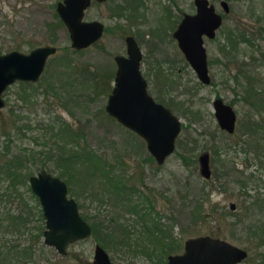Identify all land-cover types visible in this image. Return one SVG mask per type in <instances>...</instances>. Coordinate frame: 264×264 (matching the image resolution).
Instances as JSON below:
<instances>
[{
    "label": "rangeland",
    "instance_id": "rangeland-1",
    "mask_svg": "<svg viewBox=\"0 0 264 264\" xmlns=\"http://www.w3.org/2000/svg\"><path fill=\"white\" fill-rule=\"evenodd\" d=\"M58 1L60 0H0V53L14 49L27 52L37 45L52 44L58 47L57 51L48 58L47 65L52 63L55 55L62 54L64 52L63 48L70 46L68 30L56 12L55 7ZM210 1L215 5V9L224 15V19L222 25L216 31L215 37L204 39L209 61V73L211 75V82L208 84L198 82L194 70L186 62L182 53L178 51L177 44L171 35L173 27L169 28L170 21L162 19L165 14L162 9L167 6L171 9L173 16L172 25L174 26V21L180 18L183 10L187 12L194 11L192 0H176L182 9L181 12H178L176 7H173L167 0H145L146 7L141 9L144 12V19H140L141 22L137 24H133L135 19L130 20L131 25L127 27L124 25L123 29H134V32L142 30L143 37H140L144 39L143 49L146 50L147 56H150V58L171 56L173 52L175 59L179 58L175 63V71H173L172 76H175L176 80L180 81L179 88H184L183 84L186 83L187 86L197 89L194 90L195 92L192 91L194 93L192 99L194 107H192V110H200L201 113L199 118L192 119V116L189 115L190 113L182 114L180 109L173 108L177 111L175 112L183 123L176 141V149H182L177 144L180 140L182 142H186L187 139L191 138L198 140L194 157L197 158L202 150L210 152L211 177L206 179L194 171L190 174V169L182 163L176 152L167 157L162 165H156V163L142 165L141 159L148 152L145 142L137 134L131 132L106 113L104 105L109 92H102L94 103L89 104L90 106L87 110V116L89 117L93 115L96 107H101L104 111L96 113L97 122L94 121L93 131L87 135L86 141L103 155L102 159H107L106 162L103 160L107 168L113 164L115 156L122 155L125 160L122 165L128 171L127 174L129 175L130 173L132 175L131 180L133 182L140 183V175L143 174L145 176L146 187H153L152 193L156 197L155 207L161 214L160 223L168 227V231L176 240L177 248L174 249L173 253L183 250V243L187 237L208 233L225 238L247 249L248 256L239 264H259L261 253L264 252V244L258 243V237L252 234V229L250 228L252 226L255 228V224L264 221V216L258 215L257 208L259 207L253 204V200L258 193L262 199L264 198V166L260 164L253 149V144L256 140L253 137L249 138L248 135H243L242 127L239 128V125L242 121L260 119L261 114L255 113L247 103L240 100L239 85L232 77L236 70V65L233 63H228L229 67L225 65L228 62V50L227 48L221 50L220 46L226 42L225 31L227 27L229 30L235 28L237 24H239L240 28L250 31V37L255 38V42H262L264 45V35L261 36L257 32H253V28L255 30L258 25L256 22L257 14L262 16L264 22V0H227L230 6L228 13L223 12L220 0ZM85 17L87 19L97 18L105 20L108 24H113L112 18H104L101 6H91L87 10ZM151 27L161 29L162 38L157 39L155 43H152L154 39L148 32ZM167 36L169 37L168 41H166ZM97 43L98 45H90L81 51L79 55L78 53L74 54L75 57L91 60L92 63L95 62L96 64H105V66L111 68V71H114L113 55L124 52L125 43L123 36L121 37L120 33L110 26V31L105 33L104 37ZM101 45L106 50L105 59L101 57L103 52L102 54L97 52ZM245 51L250 53L252 46L247 45ZM142 67L144 70V66ZM178 67L181 68L180 71ZM109 81L112 87V78ZM196 82L199 84L195 86ZM149 87L152 88L151 84H149ZM18 89L19 84L15 82L5 91L4 98L7 101L3 108V116L0 118V131L8 130L12 132L10 140L13 147L42 150V152L35 151L36 160H41L44 158L48 145L44 141L48 140L52 143L53 139L57 138L50 135V130L43 136V128L38 126L37 122L47 127L50 118L58 113L62 119L78 128L82 118L77 120V116H72L59 106H53V109L50 106L47 108V105L43 102L42 93H37L30 101H24L19 91L14 92V90ZM150 91L152 90L150 89ZM215 96H220L227 102L231 100L235 102L233 106L237 112L238 123L236 124L235 132L230 136L219 130L213 116L212 100ZM179 97L180 99L178 100L181 102H184L187 98L183 94L178 95L177 98ZM185 105H187L186 101ZM20 115L23 117L19 118L20 120H16ZM15 120L17 125L22 127L20 133L22 132L24 135L18 136L15 134L16 129L11 126V122ZM210 132L214 134V138L217 140L218 155H213L212 149L207 148L211 142L208 134ZM244 140L248 141L244 142ZM53 161L51 158H46L45 169L57 175L61 169L55 167ZM72 163L78 162L72 161ZM29 166L36 168L33 163ZM142 170L143 173L141 174ZM36 171L35 169L34 173ZM225 171H229V173L221 174ZM250 174L253 176L248 178ZM77 175L73 177L75 180L74 184L68 183L66 177H64L65 179L63 178L67 182V186L70 189L74 188V191L76 190L75 188L80 187L93 188L101 186L97 176L87 175L81 169L77 171ZM238 177L245 178L247 183L240 182L236 179ZM187 180L190 181L188 186ZM196 187L198 189L204 188L202 198H204L203 208L206 215L200 219H195L191 213L193 205H190L189 208L183 204L188 198L187 195L184 199L181 198L186 193V190H191L190 197L194 196ZM142 188H145V186L142 185ZM200 194L201 191H199L198 196ZM73 196L76 197L77 195L73 194ZM79 199L83 206V213L89 215V221H92L91 216L94 213L99 219L103 217L107 219V217L112 215L113 211L109 204L101 205L98 200H88L83 196ZM195 201L196 199L193 200L192 198V203ZM231 201L236 204L234 209L229 207ZM9 204V202H0V210L3 207H9ZM123 215L125 216V226L134 234L141 236L143 232L137 217L127 212L123 213ZM173 216L176 219L175 221L172 220ZM236 219H238V222ZM118 226L119 224L117 223L116 227ZM115 232L118 235V230ZM28 237L27 229L21 232H6L2 231V227L0 228L1 240L7 238L17 243L18 239L25 241L28 240ZM135 237H132V240H135ZM94 241L95 239L90 237L80 242H71L64 254L58 252L53 246L43 244L40 251L36 255L32 254L31 259L26 264H87L86 259L91 258ZM147 242L149 243L148 239H141L138 240L136 245L139 244L138 246L141 248ZM118 245L116 242L117 249L112 246L106 248L115 264H127L128 261H131L132 264H151L147 256L137 254L131 258L129 252H125L127 250L126 247ZM151 245H154L153 242ZM80 254H82V257ZM33 258H35L34 262ZM12 264H18L16 259H14Z\"/></svg>",
    "mask_w": 264,
    "mask_h": 264
},
{
    "label": "trees",
    "instance_id": "trees-1",
    "mask_svg": "<svg viewBox=\"0 0 264 264\" xmlns=\"http://www.w3.org/2000/svg\"><path fill=\"white\" fill-rule=\"evenodd\" d=\"M256 22L258 25L256 31L253 28V32L263 36L264 22L260 14H257ZM250 36V31L240 28L239 24L229 30L227 27L226 42L221 44L220 49L227 48L228 50L229 57L225 65L228 66V63L236 65L232 77L239 85L241 100L247 103L255 113L261 114L260 119L252 118L253 120L242 121L239 128L242 127L243 135H248L249 138L253 137L256 140L253 149L255 150L256 146V157L264 166V45L262 42H255V38ZM247 45L252 46L250 53L245 51ZM63 49L62 54L54 56L53 62L47 65L38 81H17L19 89L14 92L19 91L24 101H30L37 93H42V99L47 108L50 106L53 109L54 104L58 101L69 114L77 116V120L82 118V121L76 128L57 113L50 118L47 127L37 122V125L43 128V136L50 130V135L57 138L53 139V144L48 140L44 141L48 145L44 158L41 160H36L35 151L42 152V150L13 147L10 140L12 132L0 131V202L11 204V207H3L0 210V228L2 227V231L6 232H21L27 229L29 234L28 240L18 239L17 243L12 240L7 243L5 239H0V264H12L14 259L18 264H26L31 259L30 257L35 251L34 248L37 251L38 247L43 245L41 235L44 229V220L38 198L29 186L28 177L34 173L35 169L46 168V158L54 160V166L61 169L57 175L62 178L66 177L68 183H75L73 177L78 176L77 171L81 169L87 175L99 177V183L103 188L117 189L113 201L116 211L112 212V215L107 219L106 217L99 219L97 216L98 218L92 220L93 236L98 242L105 248L112 246L115 249H117V242L118 246L126 247V253L131 251L129 252L131 258L137 254H143L148 257L151 264H165L166 255L177 248L176 240L168 231V227L160 223L161 214L155 207L156 197L152 193L153 187H146L143 170L139 177L140 183L133 182L132 175L130 173L128 175V171L122 165L125 163L122 155L115 156V161L107 168L103 162V160L106 162L107 159H102L103 155L86 141L87 135L93 131L94 121L97 122L96 113L104 111L103 108L96 107L93 115L89 117L87 116L89 104L94 103L102 92L110 91L111 85L108 78L113 75V71L108 66L100 68L91 60H81L79 57H75L74 54L78 53L79 55L80 50L72 49L70 46H65ZM198 84L196 82L194 85ZM183 85L185 86V84ZM172 106L177 107V104ZM188 112L192 119L199 118L201 113L200 110L192 109H188ZM22 117L20 115L16 120H20L19 118ZM16 120L11 122V126L16 129V135L22 136L21 134L24 135V133H20L22 127L17 125ZM208 134L211 142L207 148L212 149L213 155H218L217 140L212 132ZM246 141L244 140V142ZM177 144L182 149H175V152L182 163L190 169V174L193 171L196 174L199 173L197 158L194 157L198 140L194 138L187 139L186 142L180 140ZM72 161L78 163H72ZM68 162L70 163L67 164ZM31 163L36 168H31L29 166ZM141 163L144 165L155 163V161L152 155L147 152L141 159ZM228 173L229 171H225L221 174ZM249 176L252 174L248 175V178ZM236 179L244 184L247 183L245 178L238 177ZM188 184H190L189 180H187V186ZM142 185L145 188H142ZM190 191L186 190V193L181 196L182 199L186 195L188 197L183 204L189 208L190 205H193L191 213L195 219H200L206 215L203 208L204 198H202L204 188L196 187L195 195L191 197ZM199 191L201 194L198 196ZM192 198L196 199L193 203ZM125 212L137 217L143 232L141 236L131 232L125 226V222L119 220V215H122L123 219L125 218L126 215H123ZM172 220H176L174 216ZM236 221L238 222V219ZM117 223L118 227H116ZM258 228H264V224L259 227L255 225V228L252 226L250 229H252L253 235L257 233ZM116 230L119 232L118 235ZM134 236H136L135 240H132ZM141 239H148L149 243L147 242L139 248V244H136ZM152 242L154 245H151ZM127 264H132V262L128 261Z\"/></svg>",
    "mask_w": 264,
    "mask_h": 264
},
{
    "label": "water",
    "instance_id": "water-1",
    "mask_svg": "<svg viewBox=\"0 0 264 264\" xmlns=\"http://www.w3.org/2000/svg\"><path fill=\"white\" fill-rule=\"evenodd\" d=\"M89 4L90 0H60L56 4V12L68 30L70 46L74 49L87 47L101 35L100 21L83 18L84 8ZM195 4L196 12L184 14L173 35L198 79L209 83L211 77L203 36L213 38L216 35L223 22V14L209 0H195ZM220 5L224 13L229 12L227 0H221ZM56 50L55 45L44 44L27 52L14 49L0 53V118L5 106V89L19 80H39L49 56ZM140 60V46L132 35H127L126 53L115 56L117 68L104 108L118 122L143 138L147 150L156 163L161 165L176 148L182 120L147 91V82L140 70ZM212 105L219 127L233 132L236 123L233 107L220 96L213 99ZM197 162L199 174L206 179L210 178V152L200 151ZM28 183L38 197L45 218L43 239L46 244L65 253L71 242L89 236L90 225L80 215L75 199L68 196L67 182L63 178L41 168L29 175ZM235 206V202L229 203L231 209ZM93 252V264H113L102 244L96 243ZM247 256L245 248L225 238L198 234L184 240L182 251L169 253L166 264H239Z\"/></svg>",
    "mask_w": 264,
    "mask_h": 264
},
{
    "label": "flooded vegetation",
    "instance_id": "flooded-vegetation-1",
    "mask_svg": "<svg viewBox=\"0 0 264 264\" xmlns=\"http://www.w3.org/2000/svg\"><path fill=\"white\" fill-rule=\"evenodd\" d=\"M169 3L172 4L173 7H176V9L178 10V12H181L182 9L179 7L178 3L176 2V0H167ZM221 1V0H220ZM160 2V1H159ZM192 3L194 5V11L192 12H187V11H182L181 12V16L179 19H177L176 21H174V26L172 25V22H173V16H172V12H171V9L167 6H164L163 9H162V12L165 11V14L164 16L162 17L163 20H167V21H170V24H169V28L170 27H173L172 30H171V35L173 37V39L175 40L176 44H177V47H178V51H180L182 53V55L184 56L183 52L181 51V49L179 48V45H178V41L176 39V37L173 35V32L174 30L176 29V27L178 26L179 22L181 21V19L183 18L184 14L186 13H190V14H193L196 12V4H195V0H192ZM209 3H212L210 0H209ZM100 7L101 6V9L103 10L104 12V18H112L113 19V24H108L105 20H101V19H97V18H93V19H87L85 17V14L87 13V10L91 7ZM163 6V5H162ZM215 6V5H214ZM221 6V5H220ZM146 7V4H145V0H90V4L88 6H86L84 8V15H83V18L85 20H97V21H100L102 23V32H101V35L96 39L94 40L90 45H98V41L104 37V34L105 33H108L110 31V26H112V28L114 27L116 29V32H119L120 33V36L122 37L123 36V39H124V52L123 53H115L113 55V60H112V63L113 65L115 66L114 67V71H113V75L110 76L108 78V80H112L114 81V77H115V72H116V68H117V64H116V61H115V56L117 54H125L126 53V36L127 35H132L135 40L137 41L138 45L140 46V49H141V60H140V70H141V73L143 75V77L145 78L146 82H147V91L153 96V98L166 105L167 107H169L175 114H177L176 110H174L173 108L175 109H180V112L182 114H186V113H189L188 112V109H192V107H194V102H193V97H194V93L192 91L194 90H197V89H194L187 86V84L185 83V86L184 88H179L178 85L180 83V81H177L175 76H172L173 75V71H175V63L177 62V59L179 58H176L174 57V52L171 54V56L167 55V56H163V57H160V58H150V56H147V53H146V50L143 49V41L144 39L141 38L140 36H142V30H139L138 32H134V29H130L128 28L127 29H123L124 25L127 27V26H130L131 25V22L130 20H133L135 19V23L133 24H137L138 22H141V20L144 19V12L141 11L142 8H145ZM140 8V9H139ZM224 17V15H223ZM141 19V20H140ZM120 29V30H119ZM122 29V30H121ZM154 41L152 43H155L157 41V39H160L162 38V34H161V29H155L153 27H151L148 31ZM122 33V34H121ZM143 37V36H142ZM215 37V36H214ZM213 37V38H214ZM205 38H208V39H212L211 37H207L206 35L203 36V43H204V39ZM169 40V37L167 36L166 37V41ZM152 41V39H151ZM44 45V44H42ZM90 45H88L87 47H89ZM38 46V45H37ZM56 46V45H55ZM205 46V44H204ZM87 47L85 48H82V49H78L80 51H83L84 49H86ZM56 48L58 49V47L56 46ZM206 48V47H205ZM151 49V48H150ZM57 51V50H56ZM149 51V50H148ZM177 51V52H178ZM97 52L101 53L103 52V55L101 56L103 59L106 58V50H105V47L104 46H99V48L97 49ZM206 54H207V50H206ZM53 55V54H52ZM52 55H50L49 57H51ZM178 55V54H177ZM80 59V58H79ZM184 59L186 60V58L184 57ZM82 60V59H81ZM48 61V60H47ZM186 62L189 64V62L186 60ZM95 64L96 66L100 67V68H104L106 67L105 64H96L95 62L93 63ZM207 64H208V68H209V61H208V58H207ZM47 65V63H46ZM190 65V64H189ZM144 66V70H143V67ZM111 67V66H110ZM192 68V67H191ZM111 69V68H110ZM177 69V68H176ZM179 71L181 68H179ZM193 69V68H192ZM171 72V74H170ZM195 72V71H194ZM196 74V72H195ZM210 75V73H209ZM172 76V77H171ZM197 76V75H196ZM211 77V75H210ZM198 79V77H197ZM21 81V80H19ZM153 82V83H152ZM198 82L200 83H203L201 82L199 79H198ZM211 82V81H210ZM209 82V83H210ZM175 83H178V84H175ZM149 84H151L152 88L149 87ZM204 84H208V83H204ZM12 85V84H11ZM11 85H9L5 91L11 87ZM113 86V85H112ZM112 89V87H111ZM150 89L152 91H150ZM3 92V97L4 95L6 94V92ZM111 92V90L109 91V93ZM195 92V91H194ZM108 93V94H109ZM239 93V92H238ZM185 95L187 96L186 98V102H187V105H185V101L184 102H181L179 101L177 98L178 95ZM108 96V95H107ZM189 96V97H188ZM240 96V94H239ZM217 97V96H215ZM214 97V98H215ZM213 98V99H214ZM222 98V97H221ZM223 99V98H222ZM5 100V104H6V99L4 98ZM241 100V98H240ZM224 102L226 103H229L233 109L235 110V113H236V123H235V129H236V124L238 123V119H237V112H236V109L234 108V101L231 100L230 102H227L223 99ZM213 102V100H212ZM173 104H177V107H173L172 105ZM54 106H60V104L58 103V101L54 104ZM213 107V105H212ZM63 108V107H62ZM64 109V108H63ZM65 110V109H64ZM105 110V108H104ZM106 111V110H105ZM176 111V112H175ZM213 116H214V110H213ZM114 118V117H113ZM215 118V117H214ZM116 119V118H115ZM216 120V119H215ZM120 123V122H119ZM121 124V123H120ZM123 125V124H122ZM218 125V124H217ZM124 126V125H123ZM240 126V125H239ZM125 127V126H124ZM182 127H183V123H182ZM219 127V125H218ZM128 129V128H127ZM235 129L233 132H227L225 129H222L219 127V130H221V132H224L226 133V135L230 136L232 135L234 132H235ZM130 130V129H129ZM217 130V128H216ZM131 132L135 133L134 131L130 130ZM215 131V130H214ZM136 134V133H135ZM138 135V134H137ZM139 136V135H138ZM140 137V136H139ZM142 140L144 141V139L142 138ZM146 145V144H145ZM254 152L257 153V148L255 146V150ZM167 159V158H166ZM211 162V160H210ZM157 165V164H156ZM253 176V175H252ZM67 194L68 196H72L75 201L77 202V205H78V210H79V213L80 215L88 222V224L90 225V229H91V232L89 234V236H86V237H80L78 239H76L75 241L73 242H80L84 239H88L90 237H93V227H92V221H89L88 218H89V215L83 213L82 211V203H81V200L79 199L81 196L87 198L88 200H98L99 203L101 205L103 204H109V206H111V210L114 212L116 211L115 209V205H113V201L115 199V196H116V192H117V189L115 188H111V187H108V188H103L102 186L100 187H93V188H84V187H80V188H75L76 190L74 191V188L70 189L68 186H67ZM73 194L76 196L74 197ZM259 200H261V202H259ZM101 201V202H100ZM253 204H255L256 206H258L259 208L258 209V215L260 216H264V214H262L264 212V198L262 199L260 197V194L258 193V195L254 198L253 200ZM11 207V204H9ZM40 205V203H39ZM6 206V208H9ZM40 208H41V205H40ZM41 212H42V208H41ZM120 218L119 220L124 221V219H122V215H119ZM42 217H43V220H44V229H45V218H44V215L42 213ZM92 220H94V218H98L97 215L94 213L92 216ZM124 217V216H123ZM261 224H264V221L262 223H259V224H255L257 227H259ZM43 229V231H44ZM264 228H258L257 229V233L254 234L255 237H258V243L259 244H264ZM256 232V230H254ZM95 239V238H94ZM6 242L8 243L9 240L7 238H5ZM41 240L43 241L42 243L43 244H46L44 242V239H43V232H42V235H41ZM96 243H100L98 242L96 239L94 241V244H93V249H94V245ZM101 244V243H100ZM48 245V244H46ZM43 245H40L38 247V250L36 251V249L34 248V252H39L41 247ZM52 246V245H50ZM103 246V245H102ZM54 247V246H53ZM105 248V247H104ZM244 248V247H243ZM106 249V248H105ZM107 250V249H106ZM247 250V249H246ZM58 251V250H57ZM248 251V250H247ZM128 252H131V251H128ZM170 253H173L170 252ZM64 254V253H63ZM93 250H92V255H91V258H87V264H93ZM126 254V253H125ZM169 254V253H168ZM167 254V255H168ZM36 255V254H35ZM81 257H82V254H80ZM167 255H166V258H167ZM79 256V254H78ZM111 258V256H110ZM34 259L33 258V262H34ZM81 259V258H80ZM246 259V258H245ZM82 260V259H81ZM112 260V258H111ZM244 260V259H243ZM242 260V261H243ZM113 262V260H112ZM113 264H115L113 262ZM259 264H264V252L261 253V260H259Z\"/></svg>",
    "mask_w": 264,
    "mask_h": 264
}]
</instances>
